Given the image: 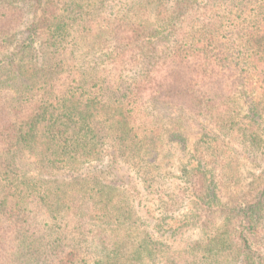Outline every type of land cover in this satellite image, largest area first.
<instances>
[{
	"label": "trees",
	"instance_id": "obj_1",
	"mask_svg": "<svg viewBox=\"0 0 264 264\" xmlns=\"http://www.w3.org/2000/svg\"><path fill=\"white\" fill-rule=\"evenodd\" d=\"M4 80L0 264H143L166 246L156 234L192 225L202 243L179 263L264 264V173L223 202L215 172L226 137L264 153V0H0ZM155 102L202 117L214 141L187 150ZM177 141L189 157L173 185Z\"/></svg>",
	"mask_w": 264,
	"mask_h": 264
},
{
	"label": "rangeland",
	"instance_id": "obj_2",
	"mask_svg": "<svg viewBox=\"0 0 264 264\" xmlns=\"http://www.w3.org/2000/svg\"><path fill=\"white\" fill-rule=\"evenodd\" d=\"M7 84L8 83L4 80L0 89L15 90ZM237 101L239 102V99H237ZM154 108L157 116L165 122L164 124L161 123L160 127L163 130H166L169 134L174 131L180 133L182 138L186 140L188 145L187 150H190L198 140H203L205 142L214 141V134L208 132L210 127L202 117L196 116L182 108L180 109L170 105L165 106L162 102H155ZM204 127L208 130H205ZM205 134H207V136H205ZM168 137L169 135H166V138ZM177 143L178 141L172 143L174 144V154L169 159L168 163L165 164L166 173L168 174L167 181L173 185L179 182L178 176L181 173L182 164L186 162L189 157L182 152L183 149L181 147L179 148ZM198 145H200V143ZM224 145L226 147L229 146L230 149L225 155L227 158L225 161V168H217L215 171L217 174L216 182H218L219 187H221L223 194L222 201L231 202V199L234 198L235 195H240L247 190L251 183L254 182L260 174L264 173V153L248 154L244 152L240 146L233 144L230 137L224 139ZM114 155L113 151L108 149L106 153H104V157L99 163V166L105 168L108 164L112 163ZM121 158L122 157L119 156L116 158L117 161L115 162V166L118 167V171L113 172L115 174L119 173L121 178H124V180L127 181L130 178V175L134 174V171L125 163V161H122ZM187 210L188 206L187 208H184V210H177L174 216L178 221L170 222L169 227L173 225L175 227L178 226L179 219L183 217ZM153 222H155V220H153ZM200 228H202V226L192 225L191 227H187V229L185 227L184 230L180 231L181 233H175V238L168 237L161 233L156 234L155 238H160L166 241V246L163 250L154 253L151 259L147 257L143 264H184V261L179 263V254L184 250L183 248L186 245V242L200 241ZM209 234L210 233H206L204 237H209ZM203 241L208 242L207 239H204ZM187 258L189 260L191 259V256Z\"/></svg>",
	"mask_w": 264,
	"mask_h": 264
}]
</instances>
